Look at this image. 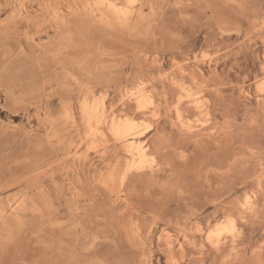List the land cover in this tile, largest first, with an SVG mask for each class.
<instances>
[{
	"label": "rangeland",
	"instance_id": "374dc122",
	"mask_svg": "<svg viewBox=\"0 0 264 264\" xmlns=\"http://www.w3.org/2000/svg\"><path fill=\"white\" fill-rule=\"evenodd\" d=\"M0 264H264V0H0Z\"/></svg>",
	"mask_w": 264,
	"mask_h": 264
},
{
	"label": "bare ground",
	"instance_id": "6f19581e",
	"mask_svg": "<svg viewBox=\"0 0 264 264\" xmlns=\"http://www.w3.org/2000/svg\"><path fill=\"white\" fill-rule=\"evenodd\" d=\"M129 138L130 139L128 140V144H127L128 150L132 154H134V153H136L138 155L143 154L144 153V146L140 144L139 137L133 133V134H131V136Z\"/></svg>",
	"mask_w": 264,
	"mask_h": 264
}]
</instances>
